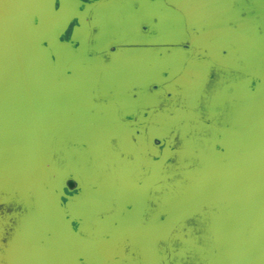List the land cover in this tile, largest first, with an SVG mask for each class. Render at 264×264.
Segmentation results:
<instances>
[{
	"label": "flooded vegetation",
	"instance_id": "af4514ba",
	"mask_svg": "<svg viewBox=\"0 0 264 264\" xmlns=\"http://www.w3.org/2000/svg\"><path fill=\"white\" fill-rule=\"evenodd\" d=\"M95 1L66 0L44 27L43 38L67 32L70 48L55 50L59 82L50 86L65 119L42 132L28 187L15 197L0 194V264L47 184L68 221L94 244L96 264H143L129 234L99 248L124 216L131 226L139 220L141 237L153 239L158 264H211L222 221L212 192L222 182L207 169L239 116L242 87L264 78V0H166L184 16L182 42L151 51L141 0L139 11L132 6L123 14L131 26L125 40L138 47H122L124 36L111 32L120 44L111 49L114 58L91 65L85 51L95 38L82 9ZM134 77L142 87L163 84L166 97L148 106L143 90L128 87Z\"/></svg>",
	"mask_w": 264,
	"mask_h": 264
},
{
	"label": "water",
	"instance_id": "95a60500",
	"mask_svg": "<svg viewBox=\"0 0 264 264\" xmlns=\"http://www.w3.org/2000/svg\"><path fill=\"white\" fill-rule=\"evenodd\" d=\"M139 1L96 0L83 6V25L95 38L85 51L91 65L114 58L111 49L120 44L111 41L109 33L119 31L125 40L131 26L124 24L123 14L132 6L139 11L135 8ZM142 1L148 5L142 10L147 51L180 46L181 31H185L183 14L166 0ZM65 2L0 0V194L15 197L28 187L38 166L42 132L54 120L64 123L65 111L50 86L59 82L55 50L70 48L64 40L67 32L46 38L43 32L48 21L63 13ZM113 2L117 4L111 6ZM140 23L137 20L133 27ZM134 43L125 40L122 47H138ZM95 44L101 51L93 50ZM127 83L130 89L143 90L148 106L154 99L166 97L159 82L147 81L142 87L134 77ZM238 101L239 116L224 131L223 145L207 169L211 175L221 176L222 182L212 192L222 204V221L216 228L217 256L211 264H264V78L247 81ZM123 218L99 248L108 250L129 234L143 264H158L154 241L141 237L144 229L139 220L131 226ZM96 256L94 244L68 221L57 192L47 184L35 195L33 210L21 218L11 235L7 264H96Z\"/></svg>",
	"mask_w": 264,
	"mask_h": 264
}]
</instances>
